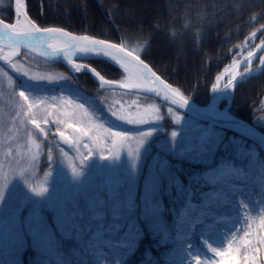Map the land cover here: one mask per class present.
Wrapping results in <instances>:
<instances>
[{"label":"rangeland","instance_id":"374dc122","mask_svg":"<svg viewBox=\"0 0 264 264\" xmlns=\"http://www.w3.org/2000/svg\"><path fill=\"white\" fill-rule=\"evenodd\" d=\"M12 3L11 24L18 17ZM263 39L264 26L225 67ZM21 52L0 47V264H264V162L253 148L233 138V158L187 175L188 183L171 198V219L163 221L161 210L145 203L155 197L156 154L147 161L137 196L147 143L154 137L175 155L208 164L220 128L174 113L178 125L158 136L164 110L152 102L140 105L136 97L109 111L116 124L104 122L66 75L29 67ZM108 80L127 83L128 76L123 71L120 79ZM236 85L220 108L229 110ZM43 129L66 134L72 144L52 137L59 159L38 183L45 195L36 196L30 192L40 154L35 134ZM29 245L35 254L25 263L21 254Z\"/></svg>","mask_w":264,"mask_h":264},{"label":"trees","instance_id":"16d2710c","mask_svg":"<svg viewBox=\"0 0 264 264\" xmlns=\"http://www.w3.org/2000/svg\"><path fill=\"white\" fill-rule=\"evenodd\" d=\"M25 2L27 14L41 27L56 26L76 34L123 43L138 53L170 85L200 105L209 101L215 77L230 62L237 48L254 30L264 26V0ZM0 17L9 23L13 21L12 0H0ZM19 57L36 70L56 71L66 75L76 89L87 97L92 110L104 122L116 124L109 111L112 113L114 108H119L121 102H128L131 97H136L140 105L151 102L161 105L164 112L161 113V132L157 133L158 136H168L170 130L178 125L174 113L189 118L188 115L143 93L101 89L87 72L72 74L62 63L48 62L26 51H22ZM81 61L95 68L107 79L118 80L123 75L120 66L107 60L86 58ZM17 87L18 81L16 89L21 91ZM224 104L222 102L220 106L223 107ZM229 111L264 132V68L259 74L236 85ZM49 132L50 129H43L35 134L40 145V154L37 173L31 182L34 190H38V183L59 159ZM220 132L221 139L208 164L195 163L177 156L164 144L156 143L154 137L147 143V155L142 157L137 168V196L140 197L145 187L143 181L147 179L149 172L147 161L156 154L158 160L154 174L155 197L145 203L161 210L163 221L171 219L170 208L174 204L171 198L178 194L177 186L188 183L187 175L235 156L236 143L233 138L239 139L238 144L253 148L257 157L264 162V154L252 142L228 130L220 129ZM32 188L30 192H34ZM33 254L35 249L29 245L22 251L23 262L26 263L28 256ZM133 263L136 264L135 261Z\"/></svg>","mask_w":264,"mask_h":264},{"label":"water","instance_id":"95a60500","mask_svg":"<svg viewBox=\"0 0 264 264\" xmlns=\"http://www.w3.org/2000/svg\"><path fill=\"white\" fill-rule=\"evenodd\" d=\"M14 3L18 14L17 0H14ZM20 3L22 6L20 18L25 19L29 27L12 30L9 23L0 18V47L9 49L12 55L26 50L44 60L60 62L72 72L73 66H77L79 71L90 73L103 87L137 91L154 97L186 115L253 142L264 153V132L231 114L228 106L224 108L217 106L212 110L209 108L210 103L206 105L195 103L163 79L140 55L126 48L121 42L79 35L61 27L41 28L27 14L25 1L20 0ZM84 58H101L119 65L133 77V83L105 79L94 68L78 61ZM260 62L255 70H249L236 77L232 89L238 82L260 73L264 67V58ZM50 136L55 137L62 146L72 144V140L58 130L52 131Z\"/></svg>","mask_w":264,"mask_h":264},{"label":"bare ground","instance_id":"6f19581e","mask_svg":"<svg viewBox=\"0 0 264 264\" xmlns=\"http://www.w3.org/2000/svg\"><path fill=\"white\" fill-rule=\"evenodd\" d=\"M17 3V11L19 12L17 14L18 17L13 24L9 23V28L12 30L29 27L27 21L25 19L20 18L19 14L20 12H22L20 0H17ZM263 49L264 39L254 49L242 54L239 58L235 59L230 65L223 69L219 79L217 80L216 87L214 88V95L211 99L209 108H211L212 110L216 109V107L219 106V102L221 101V99L229 97L234 79L239 75L253 69V63L262 53ZM263 58L264 55L261 56L260 60H263ZM127 76L129 79L128 82L133 83V77L130 74H127Z\"/></svg>","mask_w":264,"mask_h":264},{"label":"clouds","instance_id":"9594fccd","mask_svg":"<svg viewBox=\"0 0 264 264\" xmlns=\"http://www.w3.org/2000/svg\"><path fill=\"white\" fill-rule=\"evenodd\" d=\"M45 193H46V190H44V191H36L35 192V195L36 196H44ZM0 195H3V192L2 191H0Z\"/></svg>","mask_w":264,"mask_h":264},{"label":"snow or ice","instance_id":"6c2138e0","mask_svg":"<svg viewBox=\"0 0 264 264\" xmlns=\"http://www.w3.org/2000/svg\"><path fill=\"white\" fill-rule=\"evenodd\" d=\"M177 119H179V117H177ZM136 122H140V123H142V122H144L143 120H137ZM119 138V137H118ZM120 139H124V138H120ZM118 141H116L115 140V142H114V146H115V144L117 143ZM45 189L42 187V188H40L39 190H34V191H44Z\"/></svg>","mask_w":264,"mask_h":264}]
</instances>
